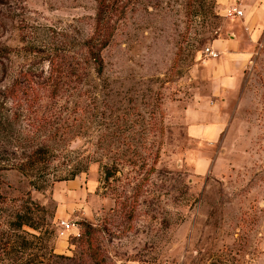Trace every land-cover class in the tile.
I'll list each match as a JSON object with an SVG mask.
<instances>
[{"label": "rangeland", "instance_id": "obj_1", "mask_svg": "<svg viewBox=\"0 0 264 264\" xmlns=\"http://www.w3.org/2000/svg\"><path fill=\"white\" fill-rule=\"evenodd\" d=\"M234 1L243 15H225ZM96 5L0 0V112H57L60 125L42 187L0 169V236L20 209L44 230L29 264H264V1L132 0L100 74L84 45ZM215 38L249 59L214 94ZM21 79L44 87L27 94Z\"/></svg>", "mask_w": 264, "mask_h": 264}, {"label": "trees", "instance_id": "obj_2", "mask_svg": "<svg viewBox=\"0 0 264 264\" xmlns=\"http://www.w3.org/2000/svg\"><path fill=\"white\" fill-rule=\"evenodd\" d=\"M131 2L132 0H97L93 33L84 41L87 58L91 61L96 74H100L104 68L102 49L109 43L118 22ZM20 71L19 75L28 76L26 69ZM20 82L21 87H26L27 94L32 91L38 93L44 87L37 82L29 84L22 79ZM51 92L54 94V88ZM37 97H31L34 99L33 102L38 101ZM56 114L57 112H0V169L20 170L31 176V184L35 188L47 183L51 160L60 149L49 143L60 129V125L57 126L59 122L56 120L58 117ZM80 170L82 169L78 168L76 172ZM76 172L69 171L71 177ZM52 175L57 177L56 179H61L59 174ZM109 175L108 172L107 177ZM6 224L16 232L12 234L15 237L8 232L0 236V264H29L23 259L30 256L26 251L31 247L29 236L36 239L44 238L42 226L34 223L32 216H25L20 209L12 214ZM24 224L33 227L38 233L25 230L22 228Z\"/></svg>", "mask_w": 264, "mask_h": 264}, {"label": "crops", "instance_id": "obj_3", "mask_svg": "<svg viewBox=\"0 0 264 264\" xmlns=\"http://www.w3.org/2000/svg\"><path fill=\"white\" fill-rule=\"evenodd\" d=\"M211 46L219 52L217 56L211 57L210 63L211 89L215 94L237 84L239 72L247 65L249 52L239 46V40L233 38H215ZM217 133H219V126L214 123H206L200 127L199 134L212 140ZM205 162V158L198 155L195 159V168L202 167Z\"/></svg>", "mask_w": 264, "mask_h": 264}, {"label": "built area", "instance_id": "obj_4", "mask_svg": "<svg viewBox=\"0 0 264 264\" xmlns=\"http://www.w3.org/2000/svg\"><path fill=\"white\" fill-rule=\"evenodd\" d=\"M224 13L227 16L230 17H235V16H240L243 15L244 10L243 8L237 3V1H234L233 3L228 4L227 6H225L224 9ZM204 53L206 56L208 57H215L218 55V50L215 49L214 47H212L211 45H206L204 47ZM59 224L65 228V229H71L73 227H76V221L75 220H71L68 218H62L59 220Z\"/></svg>", "mask_w": 264, "mask_h": 264}]
</instances>
